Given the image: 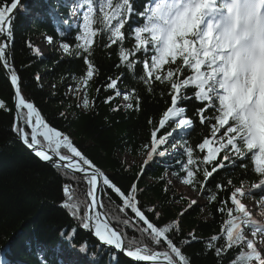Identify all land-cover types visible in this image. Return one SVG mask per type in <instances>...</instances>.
<instances>
[{
    "label": "snow or ice",
    "instance_id": "snow-or-ice-1",
    "mask_svg": "<svg viewBox=\"0 0 264 264\" xmlns=\"http://www.w3.org/2000/svg\"><path fill=\"white\" fill-rule=\"evenodd\" d=\"M135 5L136 0H85L80 6L85 10L75 48L67 42L59 47L64 54L83 58V73L75 85L68 86V93L77 96L76 106L82 110L95 104L88 96V86L98 75L92 59L97 37L107 40L104 48L117 46V69L125 68L149 93L157 82L167 86L170 106L158 122L148 121L153 128L143 145V162L136 180L122 189L67 134L51 127L36 105L26 99L23 82L10 59L14 10L21 7L20 0L0 6V68L7 72L14 89L16 109L11 131L41 162L64 170L76 184H86L85 199L74 194L70 183L63 185L65 199L61 206L80 221L83 229L93 233L99 245L112 250L110 261L119 264L122 253L134 264H194L184 248L203 243L204 253H211L216 264H264V0H143L140 9ZM97 24L100 27H94ZM129 37L132 46L125 47ZM46 40L51 44L53 37ZM28 47L41 54L30 41ZM141 65L142 74L137 75ZM35 79L40 81L41 77L36 75ZM122 79L123 73L107 78L103 87L113 95L103 102L110 104L121 97L124 103L113 107V112L121 107L138 111L141 98L134 88L121 90ZM96 92H100L99 87ZM186 100L201 105L196 115L200 125L208 129L195 147L185 139L194 127L182 106ZM0 109L10 111L2 100ZM60 115L64 117L65 113ZM161 130H165L163 134H159ZM174 133L183 134L178 143L186 159L177 161L179 173L169 175L166 171L161 182L167 194L175 186V176L183 186L206 196L208 203L218 202L220 231L206 241L195 230L185 235L181 227L182 218L193 207H201L198 198L179 197L188 199L187 206L163 225L159 223L163 213L158 206L145 209L139 202L138 194L143 191L139 178L150 164L170 155L169 144L177 147ZM196 150L201 155L194 156ZM200 165L204 166L203 181L198 178ZM236 167L244 169L245 176L254 174L257 179L241 180L236 186L229 178L226 183L217 181L214 190L209 187L221 172ZM222 192L228 195L221 198ZM256 193L261 194L258 200ZM113 194L119 204L110 216ZM105 195L108 204L103 200ZM245 198L252 200L251 206ZM128 228L134 229L131 236L125 232ZM151 245L163 250L156 251ZM86 250L82 245L80 251ZM229 252L235 254L228 257Z\"/></svg>",
    "mask_w": 264,
    "mask_h": 264
},
{
    "label": "trees",
    "instance_id": "trees-1",
    "mask_svg": "<svg viewBox=\"0 0 264 264\" xmlns=\"http://www.w3.org/2000/svg\"><path fill=\"white\" fill-rule=\"evenodd\" d=\"M71 1L21 0V7L14 14L12 22L14 41L10 46V59L23 82V94L36 105L46 122L67 134L95 165L126 190L141 172L143 145L149 141L153 128L148 121L151 119L158 122L163 111L170 106L168 89L166 85L157 82L153 86L154 90L149 93L146 86L125 68L117 69V46L104 48L102 44L107 43V40L97 37L92 59L98 68V75L88 86V96L95 100V104L89 110L77 107V96L67 93V89L69 85H75L76 79L83 73V58L64 54L59 47L62 42H67L74 49L77 43L75 37L81 34L79 25L85 9L82 7L79 22L73 27L70 19ZM11 2L0 0V6L10 5ZM84 3L85 0H82V5ZM142 3L143 0H136V8L140 9ZM47 36L53 37V42L46 55H36L29 49V41L38 47L37 39H46ZM131 46L132 38L129 37L125 47ZM121 73L123 79L119 88H134L141 98L138 111L121 107L119 111L113 112V107L123 104L121 97L110 104L103 102L107 96L113 95L112 91H106L103 87L107 78ZM136 73L142 74V65L136 69ZM36 75L41 77L40 81H36ZM98 87L99 93L96 92ZM0 100L10 110L0 109V264H58L55 255L59 253L69 258L72 253L80 251L82 245L87 246L86 251L80 252L89 264H116L109 259V251L112 250L99 245L89 230L83 229L80 221L61 206L65 199L63 185L70 183L74 194L85 199L86 184H76L64 170L39 162L11 131L15 116L13 92L1 68ZM182 106L186 107V115L194 121L193 130L185 139L188 145L195 147L208 134V129L200 125L196 115V109L201 105L195 100H186ZM61 112L65 113L64 117L60 115ZM164 131L161 130L159 134ZM181 135L174 133L177 147L173 149L169 144L170 155L150 164L139 178V188L143 190L138 194L139 202L145 209L158 206L157 210L163 213V219L159 222L161 225L175 219L189 202L188 199H179L183 195L175 187L165 194V183L161 182L166 171L169 175L173 171L179 173L177 161L186 159L178 143ZM198 155L201 154L196 150L194 156ZM203 167L200 165L198 170L201 181L204 179ZM172 178L179 181L175 176ZM229 178L236 186L240 185L241 180L257 179L254 174L245 176L244 169L236 167L221 172L209 187L214 190L217 181L226 183ZM193 192L200 195L198 191ZM227 195V192L220 193L221 198ZM260 195L256 193L255 198L258 200ZM201 197L207 207H203L205 204L193 207L182 218L181 227L185 235L195 230L197 236L206 241L220 231L222 217L216 211L218 202L208 203L206 196ZM103 200L108 204L107 195L103 196ZM117 204L119 200L113 194V203L109 205L110 216L116 211ZM119 215L123 218V213ZM125 232L131 236L134 229L128 228ZM135 235L139 237L140 234ZM69 236L71 239L67 238ZM151 246L156 251L163 250L162 247ZM204 248L203 243H193L184 248V252L194 258V264H216L214 256L211 253L205 254ZM234 254L229 252L228 257ZM74 264H83V260ZM119 264L134 263L119 254Z\"/></svg>",
    "mask_w": 264,
    "mask_h": 264
},
{
    "label": "rangeland",
    "instance_id": "rangeland-1",
    "mask_svg": "<svg viewBox=\"0 0 264 264\" xmlns=\"http://www.w3.org/2000/svg\"><path fill=\"white\" fill-rule=\"evenodd\" d=\"M78 8H79V5L75 4L74 9L78 10ZM72 12H75V11L73 10ZM70 18L75 21V17L73 15ZM37 43H38V48L40 49V53L43 54V55H46L50 44L47 42L46 39H40V38L37 39ZM67 93H68V89H67ZM126 161L129 162V158L128 157H126ZM174 181H175V186L174 187L177 188L181 192L183 197H185V198H198L200 200L201 206L205 204V200L200 195H198L197 193H195L192 190H190L187 186H183L180 183V181H177V180H174ZM245 203H247V204H249V206H251L252 200L251 199H247Z\"/></svg>",
    "mask_w": 264,
    "mask_h": 264
},
{
    "label": "water",
    "instance_id": "water-1",
    "mask_svg": "<svg viewBox=\"0 0 264 264\" xmlns=\"http://www.w3.org/2000/svg\"><path fill=\"white\" fill-rule=\"evenodd\" d=\"M20 3H21V0H20ZM18 9H19V7H18ZM18 9L17 10H14V14L18 11ZM1 71H2V73H3V75H4V77H5V79L9 82V84H10V79L8 78V74H7V72L4 70V69H2L1 68ZM11 88H12V86H11ZM12 92H13V105H14V89L12 88ZM15 112H16V109H15V107H14V114H15ZM17 140L19 141V139H18V137H17ZM20 142V141H19ZM21 143V142H20ZM22 144V143H21ZM23 145V144H22ZM24 146V145H23ZM24 148L30 153V154H32L33 156H34V154L31 152V150H29V149H27L25 146H24ZM35 157V156H34ZM36 158V157H35ZM39 162H41L38 158H36ZM41 163H43V164H45V165H48V166H50V167H52L49 163H46V162H41ZM52 168H54V167H52ZM60 170H62V169H60ZM77 175H80L79 173H77ZM100 211L101 212H103L104 210L103 209H100ZM89 234L90 235H92L93 236V238L98 242V240L96 239V237L93 235V233L92 232H90L89 231ZM99 243V242H98ZM121 255H123L122 253H121ZM124 256V255H123ZM125 257V256H124ZM126 258V257H125ZM128 261H130V262H132V263H134L132 260H131V258H126ZM139 264H151V262H139Z\"/></svg>",
    "mask_w": 264,
    "mask_h": 264
},
{
    "label": "bare ground",
    "instance_id": "bare-ground-1",
    "mask_svg": "<svg viewBox=\"0 0 264 264\" xmlns=\"http://www.w3.org/2000/svg\"><path fill=\"white\" fill-rule=\"evenodd\" d=\"M104 210V209H103Z\"/></svg>",
    "mask_w": 264,
    "mask_h": 264
}]
</instances>
